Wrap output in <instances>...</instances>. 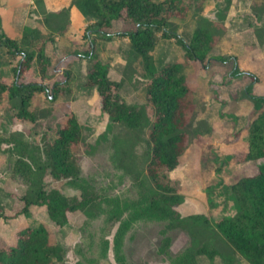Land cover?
<instances>
[{
	"label": "rangeland",
	"instance_id": "374dc122",
	"mask_svg": "<svg viewBox=\"0 0 264 264\" xmlns=\"http://www.w3.org/2000/svg\"><path fill=\"white\" fill-rule=\"evenodd\" d=\"M178 2L185 6L184 12L172 13L166 25L173 36L157 38L146 65L129 39L121 34L132 29L122 18L113 19L104 33L90 29L84 35L87 21L78 23L71 16L70 0H0V33L11 37L14 31L23 35L37 29L49 35L43 52L52 65L40 68V62L34 58L22 67L20 81L43 86L42 91H34L31 99L29 108L35 114L34 121H21L8 112L7 91L0 99V245L13 244L21 227L44 225L51 243L65 249L64 258L55 264H78L77 248L85 243L81 230L85 216L80 212L69 213L68 222L56 226L44 206L32 205L28 211H20L19 198L25 186L12 177L17 158L14 140L40 143L43 136L51 140L67 115L75 114L81 125V140L73 156L81 176L95 180L111 195L132 199L135 189L122 164L150 183L146 173V140L154 113L147 100L146 83L161 67L174 63L180 66L177 76L190 88L195 108L185 127L186 149L170 176L182 196L177 209L183 217H190L193 234L173 231L169 252L179 254L193 238L197 244L217 251L212 258L198 256L199 264H250L226 242L216 223L234 213L229 186L257 170L258 162L238 163L233 156L247 149L246 126L252 110L246 93L252 78L247 73L259 78L252 92L264 95V0ZM200 27L209 29L212 37L208 52L212 60L205 69L198 61L189 59L185 49ZM225 54L232 58L216 60L215 57ZM96 59L107 66L108 77L121 82L118 89L121 99L141 111L139 127L114 122L102 111L97 89L86 83ZM18 60L0 41V74L6 85L11 83ZM236 64L243 73L231 75ZM68 71L74 74L70 89L54 92V82H63ZM45 183L67 195L77 192L65 180L56 181L49 175ZM117 227L118 222L104 225L101 220L91 227L109 243L106 258L98 260V264H116L113 237ZM161 227L158 222L138 221L127 231L123 252L130 264H170L168 255L159 252Z\"/></svg>",
	"mask_w": 264,
	"mask_h": 264
},
{
	"label": "trees",
	"instance_id": "16d2710c",
	"mask_svg": "<svg viewBox=\"0 0 264 264\" xmlns=\"http://www.w3.org/2000/svg\"><path fill=\"white\" fill-rule=\"evenodd\" d=\"M73 6L87 20L84 35L90 29L104 33L113 19L122 18L132 29L121 34L129 39L130 45L146 65L150 62L149 52L157 38L173 36L166 28L169 16L185 10L178 0H70V7ZM48 36L37 29L19 38L0 33V41L8 53L19 59L13 67L10 85L4 83L0 74V99L6 91L9 93L7 110L21 121L35 120V114L29 108L31 99L34 91L43 90V86L37 82L20 81L22 67L28 66L34 58L40 62V68L52 67L43 52ZM211 47L209 29L197 28L185 46L186 56L198 61L205 69L212 60L208 56ZM92 52L95 57L94 48ZM215 58L226 60L232 56L225 54ZM179 67L178 64L168 63L146 83L147 100L154 113L146 140V173L150 183L147 184L138 172L121 162V168L135 189L132 199L123 200L118 195H111L95 180L81 176L80 167L73 156L81 140V125L75 114L67 115L51 140L46 136L40 143L14 140L17 158L12 177L25 186V192L19 198L22 201L20 211H28L32 205L44 206L56 226L65 225L69 213L80 212L85 216L81 228L85 233V243L77 248L80 256L78 264H98V260L106 258L108 240L91 230L99 220L104 225L118 222L113 237L116 264H130L123 252L124 236L138 221L162 224L159 252L168 255L170 264H199L198 256L212 258L217 255L216 249L199 245L193 238L192 243L179 254L169 252L173 231L185 230L193 234L190 217H183L177 209L182 196L170 176L186 149L188 135L185 127L195 108L190 88L182 77L177 76ZM239 73L243 72L236 64L230 74ZM247 74L252 78L251 84L246 87L247 96L252 102L250 120L246 126L247 149L233 157L238 163L258 162L257 170L251 175L239 177L229 186L234 213L220 218L216 227L232 249L250 264H264V95L252 92L259 78L252 72ZM64 76L63 82H54V92L70 89L74 74L68 71ZM64 83L67 86L59 87ZM86 83L97 89L101 109L112 121L129 128L141 125V111L121 99L118 94L121 82L108 77L107 66L101 60L94 61ZM47 175L56 181L65 180L77 192L67 195L58 188L47 186ZM64 255L65 249L60 244L51 243L49 230L44 225L21 227L16 232L13 244L0 245V264H55Z\"/></svg>",
	"mask_w": 264,
	"mask_h": 264
},
{
	"label": "crops",
	"instance_id": "0c3cea01",
	"mask_svg": "<svg viewBox=\"0 0 264 264\" xmlns=\"http://www.w3.org/2000/svg\"><path fill=\"white\" fill-rule=\"evenodd\" d=\"M71 16L78 22V23H85L87 20L85 17L76 9V7H72L70 9ZM21 34L18 31H14V34H11L12 38H19ZM253 71V70H252Z\"/></svg>",
	"mask_w": 264,
	"mask_h": 264
}]
</instances>
